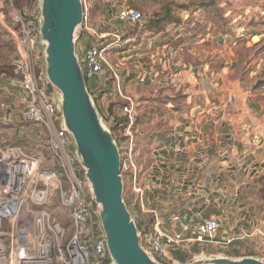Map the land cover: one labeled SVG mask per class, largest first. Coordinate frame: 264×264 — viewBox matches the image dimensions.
I'll use <instances>...</instances> for the list:
<instances>
[{"label":"crops","instance_id":"crops-1","mask_svg":"<svg viewBox=\"0 0 264 264\" xmlns=\"http://www.w3.org/2000/svg\"><path fill=\"white\" fill-rule=\"evenodd\" d=\"M90 2L103 13L92 24L93 33L110 34L106 41H113L120 35L117 23L127 27L123 38L130 39L111 53L124 49L132 60L110 62L117 76L107 73L91 81L103 115H110L109 105L120 92L129 97L137 85L161 90L172 108V121L141 165L148 172L138 185L134 218L140 230H150L158 220L166 231L193 237L185 229L190 221L216 218L222 223L219 233L174 247L170 264H189L197 253L243 257L251 239L219 242L229 233L264 230V0ZM127 7L141 10L143 21L120 23L118 13ZM10 32L7 27L0 34V67ZM85 45L79 43V50ZM14 78L0 69V93L9 92L10 85L21 102ZM22 134L29 138V131Z\"/></svg>","mask_w":264,"mask_h":264},{"label":"built area","instance_id":"built-area-1","mask_svg":"<svg viewBox=\"0 0 264 264\" xmlns=\"http://www.w3.org/2000/svg\"><path fill=\"white\" fill-rule=\"evenodd\" d=\"M82 1L84 22L77 35V53L83 74L90 82L107 73L116 77V69L108 58L121 37L115 34L113 41H106L110 34H91V2ZM41 4V0H36L23 10L14 7L12 19L17 26L19 48L14 79L23 93L19 123L34 130L38 138L44 136L48 152L36 155L18 145H0V264H115L74 139L63 124L60 95L46 73L40 34ZM117 17L122 24L137 25L143 21L144 13L127 7ZM240 31L244 33L246 28L241 26ZM81 42L86 43L82 51ZM124 42L129 43L130 39ZM92 95L96 100L95 93ZM120 95L125 99L120 110L126 136L130 138L125 164L136 170L132 139L138 114L134 101L121 92ZM136 186L135 183L139 192ZM63 209L68 223L63 222ZM221 228L222 223L216 218L190 221L185 229L195 236L185 237L182 232L164 230L156 220L150 231L140 230V237L149 254L170 264L169 253L174 247L208 241ZM256 235L264 237V230L229 233L219 243L227 246Z\"/></svg>","mask_w":264,"mask_h":264},{"label":"water","instance_id":"water-1","mask_svg":"<svg viewBox=\"0 0 264 264\" xmlns=\"http://www.w3.org/2000/svg\"><path fill=\"white\" fill-rule=\"evenodd\" d=\"M40 34L46 73L61 100L63 124L72 135L93 198L107 247L115 264H164L141 243L140 228L124 198L120 147L89 89L77 53L84 22L82 0H41ZM189 264H264L243 256L198 258Z\"/></svg>","mask_w":264,"mask_h":264},{"label":"rangeland","instance_id":"rangeland-1","mask_svg":"<svg viewBox=\"0 0 264 264\" xmlns=\"http://www.w3.org/2000/svg\"><path fill=\"white\" fill-rule=\"evenodd\" d=\"M35 1L36 0H0V34L5 32L7 27L12 31L10 32L11 42L7 47L8 56H6L7 59L5 58V64L2 65L0 69L4 70L10 76H13L15 74L13 62L15 61L14 57L18 55L19 49L17 26L12 19L14 7L23 10L32 5V3H34ZM99 10V4L91 6L89 10V24L91 28L92 24L97 23L98 21H96L95 18L103 15V13L99 12ZM2 22L5 23V26H3ZM116 25L118 26V30L120 31L119 36L121 37L119 46L117 48H124V46H122L124 42L123 33L126 32L127 27H124L117 23ZM91 34L94 33L91 31ZM91 36L94 37L95 35ZM2 50L3 47H0V51ZM129 57V52H127V50L121 49L117 52L114 51L113 53L109 54L108 59L112 63L117 62L125 64V62H129L132 60H128ZM1 58L2 56H0V60ZM139 58L140 57L137 54L134 55L133 60L137 59L135 62H138ZM8 87L10 88L9 92L0 93V145H18L23 147L28 153L36 155L47 153V139L44 136L38 138V134L34 133L31 128L19 123V114L23 110L24 106L20 101H15L14 97L18 94L15 93V89H13L10 85H8ZM129 97L134 101V106L138 114V121L134 126V137L132 139V157L133 162L136 166V170H134L133 167L130 168V166L125 164L126 148L130 143V138L126 136V126L123 124V113L120 110V107L125 104V99L123 97L117 98L114 102V105H109L110 115L107 116V114L104 112L105 116H103L107 126L112 130L113 135L115 136L116 141L120 147L122 156V175L124 180V198L129 207V210L134 217L137 211L136 205L139 203L140 199V192L136 190L135 183L138 186L140 183V179L146 177V174L148 172L142 169V162L149 159L150 155L152 154L153 148L157 146L159 135L164 132V129L168 127V125L172 121V108L171 105L168 104L169 102L167 101V96L164 95L161 90L155 87L141 88L140 85H137L136 87L131 89ZM13 117L16 119L14 120ZM111 117L113 119H111ZM26 130L29 131L30 134L29 138L24 139L22 133ZM14 132H16V135L14 134ZM135 178L137 179L136 181ZM261 202L264 205V201ZM146 218H148V215H146ZM63 222H69L68 214L64 209ZM248 239H251L252 243L248 241L251 244L249 245L250 249H245L243 251V255L255 256L264 259V237L256 235ZM195 256L197 257V259L200 258L199 253H197ZM206 256L208 257L210 255L206 254Z\"/></svg>","mask_w":264,"mask_h":264},{"label":"trees","instance_id":"trees-1","mask_svg":"<svg viewBox=\"0 0 264 264\" xmlns=\"http://www.w3.org/2000/svg\"><path fill=\"white\" fill-rule=\"evenodd\" d=\"M87 83H88L90 91L92 92V90H93V85L91 84L92 82L88 81Z\"/></svg>","mask_w":264,"mask_h":264}]
</instances>
